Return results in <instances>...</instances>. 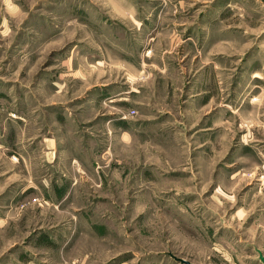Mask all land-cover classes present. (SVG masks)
I'll use <instances>...</instances> for the list:
<instances>
[{
    "label": "rangeland",
    "instance_id": "1",
    "mask_svg": "<svg viewBox=\"0 0 264 264\" xmlns=\"http://www.w3.org/2000/svg\"><path fill=\"white\" fill-rule=\"evenodd\" d=\"M263 264L264 0H0V264Z\"/></svg>",
    "mask_w": 264,
    "mask_h": 264
},
{
    "label": "water",
    "instance_id": "2",
    "mask_svg": "<svg viewBox=\"0 0 264 264\" xmlns=\"http://www.w3.org/2000/svg\"><path fill=\"white\" fill-rule=\"evenodd\" d=\"M170 256L173 257L177 262H179L181 264H191L187 260L185 261L184 259L178 258V257H176V256H174L172 254H170ZM261 261L264 264V257L263 256H261Z\"/></svg>",
    "mask_w": 264,
    "mask_h": 264
}]
</instances>
